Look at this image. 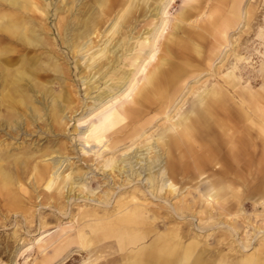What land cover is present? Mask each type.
I'll return each instance as SVG.
<instances>
[{"label":"rangeland","instance_id":"374dc122","mask_svg":"<svg viewBox=\"0 0 264 264\" xmlns=\"http://www.w3.org/2000/svg\"><path fill=\"white\" fill-rule=\"evenodd\" d=\"M0 1V37H19L5 24L15 22L18 29L28 26L42 44L21 49L19 43H2L8 45L4 57L12 58L4 67L16 69L26 59L31 60L27 69L42 70L31 74L28 84L32 106H17L11 117L0 80V264H140L165 245L170 260L190 249L202 254L204 264L223 255L236 261L257 253L264 227V0H173L165 18L159 9L166 0ZM161 19L166 20L158 41L152 40ZM83 33L89 35L73 55L68 42L82 40ZM153 43L158 49L149 72L161 73L163 84L137 103L136 118L110 123L102 115L77 129H110L102 142L121 139L115 161L137 153L123 173L101 170L111 155L95 162L78 151L73 130L87 114L82 101L90 105L105 86L116 83L110 80L114 70L134 73L140 64L134 65V58L138 53L144 58ZM101 48L110 54L93 65L90 78L96 83L90 88L98 90L92 88L87 98L81 74L91 57H101ZM116 59L105 76L94 72H104ZM50 64L69 76L54 73ZM138 78L139 87L145 86L146 79ZM70 90L76 96L68 104ZM213 91L221 96L215 108ZM206 107L210 117L193 125L196 112L207 114ZM54 110L61 121L51 119ZM72 163L73 170L83 172L82 181L72 185L73 193L65 188L57 197V184L45 188L49 176L53 171L66 176ZM44 167L49 172L41 180L37 172ZM7 180L9 192L3 190ZM130 213V222H123ZM237 238L251 246L240 249Z\"/></svg>","mask_w":264,"mask_h":264},{"label":"bare ground","instance_id":"6f19581e","mask_svg":"<svg viewBox=\"0 0 264 264\" xmlns=\"http://www.w3.org/2000/svg\"><path fill=\"white\" fill-rule=\"evenodd\" d=\"M16 1H20V0H16ZM21 1H24L26 2L27 0H21ZM159 1V0H158ZM173 0H166V4L163 5V7L160 10L159 13H161V16L165 14V10H166V7H168L169 3L172 2ZM1 2V1H0ZM42 2V0H41ZM52 2V1H51ZM64 2V1H63ZM162 3V1H160ZM159 2V3H160ZM62 3V1L60 2ZM59 3V4H60ZM46 4V3H45ZM1 5V4H0ZM42 6V5H41ZM40 6V7H41ZM48 6V4L46 5ZM43 8V7H42ZM44 9V8H43ZM156 10H158L156 8ZM79 11V10H78ZM158 12V11H157ZM19 13V12H17ZM42 13V12H41ZM156 14V13H154ZM29 15V14H28ZM152 15V14H151ZM167 15V14H166ZM45 16V15H44ZM153 16V15H152ZM184 16H185V13H184ZM164 17V16H162ZM48 18V17H47ZM165 18V17H164ZM181 18H183L181 16ZM44 19V18H43ZM40 20V19H39ZM45 20V19H44ZM166 20V19H164ZM164 20L161 19V22L159 24V28H157L156 30H154V34L152 36V40L155 39L156 37V34H158L157 32L159 31L158 29L161 28V26L164 24ZM28 22V21H27ZM46 22V21H45ZM15 23V22H14ZM14 23L13 22H6L5 24H7V26L11 29L12 32H10V34H17V38H15L13 35H9V34H6L5 36L2 35V37H0V80L2 82V86H3V97L5 99V105L8 107L10 111V117L11 115L14 114V111H15V108L18 106H28L29 108V105L32 106V101H31V98L28 94L29 92V83L31 84V82L33 81L32 79V75H34V72L38 73L40 72V68H36L34 69V71H30L29 69H27L28 67V64H27V61L28 62H31V60H26V59H23L22 63L19 64V67H17L16 69H9L7 67H4L3 63H8L10 64L12 62V58L10 57H4V53L8 52V45H3L2 43L3 42H9V43H19L18 44V48H21L23 49L22 47L26 46V45H35V46H38L40 45V38H38L37 35H35L34 32H31L28 28V26L24 27L23 29H18V27H14ZM84 26V25H83ZM166 26V24H165ZM164 27V26H163ZM47 28V27H46ZM57 28V27H56ZM116 28L118 29V27L116 26ZM40 29V28H39ZM91 29H94V26L91 28ZM48 30V29H46ZM45 30V31H46ZM36 31V30H35ZM49 31V30H48ZM150 31V30H149ZM161 31V30H160ZM116 31H114V33H116ZM152 32V31H151ZM81 34V33H80ZM151 34V33H149ZM161 34L162 36V32L160 33L159 32V35ZM68 35V34H67ZM79 35V34H78ZM89 33H83L81 36H78V39H82V40H79L78 42H76V38L74 40H69L68 44H70V47L72 48L71 52L74 54L76 53H80V48L82 46L81 42L84 39V37H88ZM148 36V35H147ZM150 36V35H149ZM158 36V35H157ZM66 37V36H65ZM160 37V36H159ZM64 38V37H63ZM72 38V37H71ZM138 38V37H137ZM150 38V37H149ZM157 38V37H156ZM64 40V39H63ZM145 40V39H144ZM148 40V39H147ZM157 40V39H155ZM129 41V40H128ZM149 41V40H148ZM158 41V40H157ZM145 42V41H144ZM150 42L152 43V41L150 40ZM149 43V42H148ZM150 43V44H151ZM155 43V42H154ZM152 44L150 45L146 50H148L146 56L144 58H142V56L140 55V53L137 54V56L134 58V65H136V62L137 61H140V64L138 65V67L134 66L136 68V70L134 71V73H132L131 75L128 74L130 73V71L128 73L124 72V71H119L118 69L117 70H114L112 72V75L110 76V80H115L116 83L114 84H111V87L109 86H105L106 87V91H100V93L97 94L96 96V100L93 101V103H91L90 105H88L87 103H83L82 101V104H84V107L85 109L83 110H87L86 111V116L84 117H81L79 119H77L75 121L76 123V126H75V129L73 130L75 133H76V136L78 138V140L80 141V148H79V152H81L82 156L83 157H87V156H91L92 155V158L94 159L95 162H97L99 159L102 160L103 158L102 155H104L106 152L111 155V157L109 158V160L105 161L102 165V167L100 168L101 170H105L107 168H110V170H117L119 173H123L128 167H130L132 165V160H136L138 159V156L136 155L137 153L134 152L132 154V156H123L121 159L114 160V155L116 152H118L119 150L116 149L117 148V143L116 142H121V139H116V140H112L113 144L111 145H106L105 143L103 144V140L105 139V137L107 136H110L113 132L111 131L110 132V129L108 128H98L97 130H94V131H89V132H78L77 129L79 127H83L84 124H87L86 122H88V120H92L94 118H97L99 116H102V115H106V118L107 120H110V123L111 122H115V121H123L125 119H135L136 116L138 115V105L137 103H139L140 101H143L145 100V96H147V94H149L150 92H153L155 90V88L161 86L163 83L160 82V79L163 77V75L161 73H151L149 72V68L151 67V63L154 62L152 61L154 59V51L156 53V50L158 49L157 47H154L155 44ZM106 44V43H105ZM42 45V44H41ZM40 45V46H41ZM89 45H91L89 43ZM143 45V44H142ZM140 45V49L143 51V48H145V46H142ZM51 46V45H50ZM69 46V45H68ZM104 46V45H103ZM121 46V45H120ZM12 47V46H11ZM34 47V46H33ZM107 47V46H106ZM43 48V47H42ZM154 48H157L156 50ZM91 48L88 47L86 52H88V50H90ZM132 49V48H131ZM83 51V50H82ZM81 51V53H82ZM131 51V50H130ZM129 51V52H130ZM136 51V50H135ZM100 56L99 58L97 59H94L93 57H91L92 59V64L88 65V63L85 66V72H79L78 75H80L81 73V79L83 81V84L86 85V88H85V97L88 98V95H89V92L90 90L93 88H90L91 85H94L96 83V81L94 82H91V78H90V74L91 72L94 70L92 67L93 65H95V63H98L99 60L103 57H106V54L109 53V50L107 48H101L100 49ZM29 53V52H28ZM112 53V52H111ZM110 54V53H109ZM113 54V53H112ZM121 55V54H120ZM71 56V55H70ZM80 56V55H79ZM4 57V58H3ZM23 57V56H22ZM56 58V57H55ZM74 58V57H73ZM84 58V57H83ZM96 58V57H95ZM112 58V57H111ZM33 59V58H32ZM51 59V56L50 58ZM47 59V60H49ZM86 59V58H85ZM55 60V59H53ZM52 60V61H53ZM59 60V59H58ZM88 60H90V58H88ZM104 60V59H103ZM156 60V59H155ZM20 61V60H19ZM116 62H111L110 65L108 67H106V69L104 70V72H100V70H96L94 71L95 73L99 74V77L101 76H105L107 73L110 72V70L112 69L111 66L113 63H117L118 60L116 59L115 60ZM64 62V61H63ZM89 62V61H88ZM101 62V61H100ZM109 62V61H108ZM106 63V62H105ZM101 64V63H99ZM125 64V63H124ZM52 64H50L51 66ZM57 64H53L51 67L54 71V73H57V74H64L65 78H67L69 75L66 73L65 75V72L60 69V68H57L56 66ZM45 66V65H44ZM131 66L133 67V64H131ZM49 67V69L51 68ZM96 67V65H95ZM94 67V68H95ZM100 67V66H97V68ZM103 67V66H102ZM101 67V68H102ZM88 69L89 73L86 72V70ZM121 69V68H120ZM95 75V74H94ZM92 75V76H94ZM142 76L143 78L146 79V85L145 86H141L139 87V78L138 76ZM38 76V75H37ZM40 78H45V76H40ZM114 78V79H113ZM169 81H174L175 79H172V77H167ZM108 79V77H107ZM171 79V80H170ZM109 80V81H110ZM157 84L156 85H153V84ZM33 85V84H32ZM38 85V84H37ZM40 86V85H38ZM98 86H94L93 90H98L97 89ZM33 88V87H32ZM40 91L44 90L45 87L43 85L40 86ZM75 89V88H73ZM33 90V89H32ZM148 91V92H147ZM70 95H69V98H68V101L67 103L70 104L74 101L75 99V96H72V91L70 90L68 92ZM77 94V93H76ZM212 97H210V99L212 100L211 103H210V106L212 107L213 105V108L215 107H218L220 105V102H221V96L220 94H218L217 92H211L210 93ZM41 95V94H39ZM43 97V96H42ZM84 98V96H83ZM35 99V98H34ZM79 99V98H78ZM81 99V98H80ZM91 99V98H89ZM86 101V100H85ZM3 103V101H2ZM80 103V102H79ZM96 103V104H95ZM44 104V103H43ZM81 104V105H82ZM44 106V105H43ZM38 107V106H37ZM78 107V106H77ZM69 110H72L73 107H68ZM207 108V107H206ZM3 109H6V108H3ZM22 109V108H21ZM19 111V110H18ZM211 111V112H209ZM8 112V111H7ZM22 112V111H20ZM19 112V113H20ZM62 112V111H60ZM78 112V111H76ZM63 113V112H62ZM67 113V112H66ZM75 113V112H73ZM72 113V114H73ZM84 113V112H82ZM207 114L205 113H202V112H196V114L194 115V117L191 119V122L192 124L194 125H200L202 124L204 121L207 120L208 116L210 117V114H212V110L208 109L207 108V111H206ZM208 113H210L208 115ZM23 114V113H22ZM25 114V113H24ZM60 114V113H59ZM5 115V114H4ZM30 115V114H29ZM65 115V114H64ZM24 116V115H23ZM32 116V115H30ZM72 116V115H70ZM27 117V116H26ZM65 117V116H63ZM28 118V117H27ZM66 118V117H65ZM71 118V117H68V119ZM31 119V118H29ZM28 119V120H29ZM51 119L53 121H61L62 118H60V116H58L56 110H54L53 112V117H51ZM3 121V120H2ZM19 121V120H18ZM17 121V122H18ZM35 121V120H33ZM28 122V121H27ZM32 122V120H31ZM2 123V122H1ZM7 123V122H6ZM14 124L16 123L13 122ZM24 123V122H23ZM26 124V123H25ZM67 124V123H66ZM65 124V125H66ZM118 123H116V126ZM8 125V124H7ZM6 125V126H7ZM48 125V124H46ZM115 125V124H114ZM185 126L183 127V130L185 132H187V124L185 123L184 124ZM27 125H25L26 127ZM51 127V126H50ZM6 128V127H5ZM14 128V127H13ZM8 129V128H7ZM12 129V127L10 128V130ZM114 129V128H113ZM79 130V129H78ZM13 131V130H11ZM26 131V130H25ZM12 134V133H11ZM14 134V133H13ZM62 134V133H61ZM10 136V135H9ZM8 136V137H9ZM16 136V134H15ZM58 136V135H57ZM137 137V136H136ZM18 138V137H17ZM138 139V138H137ZM7 142V141H6ZM5 142V143H6ZM91 142H94L95 145L99 148V150L97 152H93L92 151V147L90 145ZM109 143V141H107ZM106 142V143H107ZM53 143V142H52ZM14 144V143H13ZM103 144V145H102ZM131 144V143H130ZM135 143H132L131 146H134ZM137 144V143H136ZM13 146V145H12ZM72 146V145H71ZM66 147V146H65ZM8 148V147H7ZM89 150H86L88 149ZM66 149V148H64ZM68 149V148H67ZM149 150V148H147ZM152 150V148H151ZM69 152V151H68ZM119 153V152H118ZM65 154V153H64ZM117 154V153H116ZM75 155V154H74ZM47 156V155H46ZM46 156H43V157H46ZM52 156V155H51ZM71 156V155H70ZM42 157V156H41ZM65 158V157H64ZM74 159V158H73ZM77 159V158H76ZM67 160V158H66ZM65 160V161H66ZM104 160V159H103ZM48 161V159H47ZM78 161V160H77ZM80 161V160H79ZM90 160H88L89 162ZM93 161V162H94ZM53 162V161H52ZM101 162V161H100ZM45 163V162H44ZM114 163V165L111 166V164ZM24 164H26V167L24 169L25 170V173L28 174L32 171V169L30 168V159L26 160L24 162ZM52 164V163H51ZM124 165V167H119L117 168L116 165ZM139 164V163H138ZM137 164V165H138ZM149 164V163H148ZM53 165V164H52ZM57 165V164H56ZM61 165V164H60ZM85 165V164H83ZM147 165V164H146ZM73 163L69 166L68 168V171L69 173L66 175V176H59V175H56V174H53L51 176H49V180L47 181L46 183V189H50L52 186L56 185L57 184V187H56V190H57V194L56 196L59 197L63 194V191L64 189L66 188V190H69V192L71 193L72 191V185H78L79 184V181L81 179V176L83 175V172H81L80 169H77L74 171L73 170ZM140 166V165H139ZM155 167V166H154ZM75 168V167H74ZM132 168V166H131ZM125 169V170H124ZM144 169V168H143ZM85 171V170H84ZM90 171V170H89ZM49 172V168L48 167H44L43 169L39 170L37 172L38 176L41 177V180L44 179V178H47V174ZM24 173V172H23ZM113 173V172H112ZM85 175V174H84ZM113 175V174H112ZM135 175H137L135 173ZM16 175H14V179H19V180H22L20 179V177H16ZM85 177V176H83ZM112 177V176H111ZM84 179V178H83ZM82 181V179H81ZM109 181V180H108ZM150 181V186H151V189L154 188V177H151L149 179ZM29 184V183H28ZM77 187V186H76ZM33 189V188H32ZM150 189V190H151ZM3 190L5 192H9V191H12L13 188H12V185H11V182L9 180H7L5 182V184L3 185ZM42 190V189H41ZM44 190V189H43ZM74 190V189H73ZM37 191V190H35ZM73 193V192H72ZM109 193V192H108ZM154 193V192H153ZM87 194V193H86ZM89 194V193H88ZM152 194V193H150ZM44 195V194H43ZM54 195V194H53ZM65 195V194H64ZM67 195V194H66ZM111 195V193H110ZM109 195V196H110ZM118 195V194H117ZM47 196V195H46ZM152 196V195H151ZM64 197V196H63ZM62 197V198H63ZM70 197V196H69ZM106 197V196H105ZM209 197V196H208ZM52 198V197H50ZM72 198V197H71ZM70 200V199H69ZM72 200V199H71ZM101 200V199H100ZM27 201V200H26ZM32 201V200H30ZM65 201V200H64ZM100 202V201H98ZM48 205V204H47ZM66 205V204H65ZM68 206V205H67ZM65 208V206H64ZM63 208V209H64ZM68 208V207H67ZM46 209V208H45ZM56 209V208H55ZM61 209V208H60ZM65 210V209H64ZM34 211V210H33ZM55 211V210H54ZM106 211V210H104ZM8 212V211H7ZM63 212V211H62ZM58 213V212H57ZM31 214V213H30ZM29 214V215H30ZM35 214V213H34ZM59 214V213H58ZM63 214V213H62ZM12 215V214H11ZM127 216V217H125ZM122 220L123 222H130V217L131 216V213L130 214H127L125 215ZM33 217V216H31ZM62 217V216H61ZM66 218V217H65ZM3 219V218H2ZM32 219V218H31ZM30 219V220H31ZM133 219V218H132ZM23 220V219H22ZM26 221V220H24ZM42 221V220H41ZM27 223V222H26ZM30 223V222H29ZM229 227V226H228ZM12 228V227H11ZM216 228V227H215ZM230 228V227H229ZM261 231L263 232H259L260 235H257L259 236L261 239H260V249L257 251V253L255 252L253 255H246L244 258L242 259H236V261H232V259H230L228 257V255H223L221 256L220 258H214L213 260L210 261V264H264V227H260ZM228 230V229H227ZM229 232L234 234V232L229 229ZM236 233V232H235ZM235 235V234H234ZM236 236V235H235ZM41 239H39L40 241ZM162 240V239H161ZM237 243L239 245V248H243V249H248L250 245L249 242H245V243H242V240L238 239L237 238ZM38 242V241H37ZM6 248V247H5ZM257 250V249H256ZM25 251V250H24ZM161 252L160 253H156V252H153V253H150V255H147L146 258H141L140 260V264H187L192 261V264H204L202 262V257H201V253L199 251L198 254L196 251L194 250H186V252H180L178 253L177 255H173L174 256V259L173 260H170L171 258V255L169 253V247L167 245H165V248L160 250ZM246 251V250H245ZM233 252V250H232ZM58 253V251H57ZM220 255V254H219ZM263 258V259H262ZM207 259V258H206ZM212 259V258H211ZM190 260V262H189ZM14 262V261H13ZM209 262V260H208ZM59 263V262H58Z\"/></svg>","mask_w":264,"mask_h":264}]
</instances>
